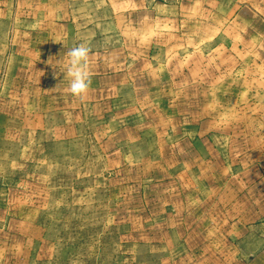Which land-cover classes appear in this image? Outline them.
Masks as SVG:
<instances>
[{"label":"crops","instance_id":"0c3cea01","mask_svg":"<svg viewBox=\"0 0 264 264\" xmlns=\"http://www.w3.org/2000/svg\"><path fill=\"white\" fill-rule=\"evenodd\" d=\"M80 43L85 102L47 63ZM76 147L109 264H264V0H0V264L57 256L43 167Z\"/></svg>","mask_w":264,"mask_h":264},{"label":"rangeland","instance_id":"374dc122","mask_svg":"<svg viewBox=\"0 0 264 264\" xmlns=\"http://www.w3.org/2000/svg\"><path fill=\"white\" fill-rule=\"evenodd\" d=\"M68 152L60 166L50 163L43 167L52 190L44 218L57 251L49 264H109L106 247L114 218L105 211L102 181L90 180L98 166L89 155L82 161L84 150L78 147Z\"/></svg>","mask_w":264,"mask_h":264},{"label":"clouds","instance_id":"9594fccd","mask_svg":"<svg viewBox=\"0 0 264 264\" xmlns=\"http://www.w3.org/2000/svg\"><path fill=\"white\" fill-rule=\"evenodd\" d=\"M91 56L92 49L87 44L80 43L68 48L59 59L50 57L47 61L54 70L58 68L64 74V79L68 81L65 91L80 102H85L91 91ZM54 74L59 75V73Z\"/></svg>","mask_w":264,"mask_h":264}]
</instances>
